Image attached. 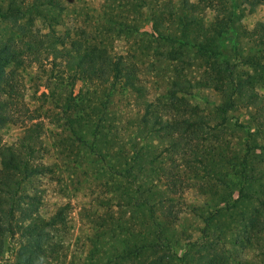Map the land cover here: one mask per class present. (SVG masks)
Masks as SVG:
<instances>
[{"label": "rangeland", "instance_id": "obj_1", "mask_svg": "<svg viewBox=\"0 0 264 264\" xmlns=\"http://www.w3.org/2000/svg\"><path fill=\"white\" fill-rule=\"evenodd\" d=\"M189 1L203 8L202 23L209 28L215 20V8L207 0ZM0 2L7 12L6 18L0 19V39L11 38L18 48L26 50L24 65L14 71L21 96L9 111L10 122L0 128V148L12 146L33 163L49 168L22 185L27 195L36 193L43 219L68 205L64 225L47 230L41 264H119L115 256L129 249L127 230L138 231L135 223L141 222L139 212H126L120 197L130 182H143L151 167L156 170L166 161L168 148L162 145L155 152H143L145 140L128 123L138 109L132 95L86 81L72 89L70 76L60 65L74 54L71 39H86L91 48L142 61L140 75L147 100L159 108L164 119L184 115L182 100L170 97L175 64L162 61L158 54L165 47L159 31L172 26L180 0H59L53 20L37 14L31 0ZM262 20L264 7L257 5L247 8L236 34L221 25L224 29L218 44L223 57L239 65L241 58L251 53L248 33ZM183 52L185 60L192 63L180 64L183 75L198 77L202 62L192 50ZM0 68L8 69L2 64ZM256 90L264 94V88ZM175 97H183L209 117L208 136L199 151L217 160L219 172L225 173L227 180L239 185L230 175L239 170L246 156L248 167L254 169L249 173L252 185H264V112L238 107L221 122L213 120L220 104L215 91L197 88ZM75 102L87 113L79 115L70 109ZM91 105L93 109L88 108ZM26 145L28 150L23 149ZM129 160L135 168L134 176L127 180L123 175ZM200 168L198 163L184 167L178 158L172 168L176 185L184 187L183 194L172 202L177 211L171 229L177 242L174 240L172 247L179 254L186 237L193 241L201 235L203 224L195 209L208 207L213 199L204 185L220 184L214 176L205 177ZM155 177L161 184L166 182L161 171ZM22 241L18 233L6 237L0 264L15 263ZM225 242L221 238L216 244L229 247ZM237 255L264 264V243L253 250L238 247Z\"/></svg>", "mask_w": 264, "mask_h": 264}, {"label": "trees", "instance_id": "obj_2", "mask_svg": "<svg viewBox=\"0 0 264 264\" xmlns=\"http://www.w3.org/2000/svg\"><path fill=\"white\" fill-rule=\"evenodd\" d=\"M31 1L37 14L55 19L59 0ZM207 1L215 8V20L209 28L202 23L203 8L198 3L180 0V9L174 12L172 26L167 31H159L161 46L165 47L158 54L162 61L175 64L170 97L182 100L185 108L184 115L176 119H164L159 108L147 100L146 86L140 75L142 61L91 48L86 39H71L74 54L64 58L60 65L70 76L72 89L77 83L86 81L105 90L117 88L132 95L138 109L128 123L135 134L145 140L143 152H155L162 145L168 148V157L157 171L151 167L143 182L133 180L120 197L128 209L126 212H139L141 222L135 223L138 231L127 230L129 249L125 254L115 256L119 264H255L247 257L237 255V249L253 250L255 245L264 243V185H252L254 180L249 173L254 169L248 167L246 156L242 157L239 170L230 175L239 185L227 180L226 174L219 172L217 160L199 151L208 136L209 117L200 114L197 107L183 97H175L177 93L197 88L215 91L220 104L213 120L221 122L228 112L238 107L264 112V94L260 95L256 90L264 88V20L257 22L248 33L251 53L244 55L239 65L225 59L218 44L224 29L221 25H227L236 34L247 8L264 7V0ZM37 2L40 3L37 5ZM6 13L0 2V19L6 18ZM187 49L192 50L203 64L202 71L193 79L183 75L180 67V64L192 65L185 60L183 50L186 52ZM25 52L11 38L0 39V64L8 68L7 71L0 68V128L10 122L9 111L14 100L21 96L14 71L24 65ZM70 109L79 115L86 112L76 102ZM23 149L28 150L29 146ZM177 158L184 167L200 164L198 170H202L205 177L214 176L220 183L204 185L213 199L208 207L195 209L203 224L201 235L193 241L189 240L190 236L186 237L181 254L172 247L173 241L177 240L171 232L177 216L172 202L184 192V187L176 185L173 178L172 168ZM134 168V161L129 160L123 178L133 177ZM48 170L12 146L0 148V257L6 237L18 233L23 241L15 254L14 264H41L43 244L49 236L47 230L65 223L68 205L58 208L45 220L38 213L40 202L36 193L29 196L22 189L25 180ZM160 171L166 181L164 184L155 177ZM221 238L229 247L224 248V243L216 244Z\"/></svg>", "mask_w": 264, "mask_h": 264}]
</instances>
